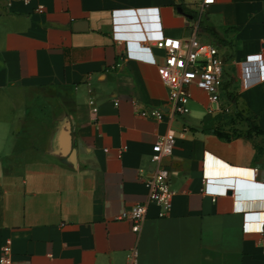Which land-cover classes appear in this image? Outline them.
Segmentation results:
<instances>
[{"label":"crops","instance_id":"0c3cea01","mask_svg":"<svg viewBox=\"0 0 264 264\" xmlns=\"http://www.w3.org/2000/svg\"><path fill=\"white\" fill-rule=\"evenodd\" d=\"M203 1L0 0V255L9 241L15 264H264V81L242 87L264 0ZM196 23L222 54V112L190 86L185 117H140L170 110L164 53L140 46L185 42ZM248 117L262 134L247 137ZM168 131L171 207L150 205L135 233L119 217L147 201Z\"/></svg>","mask_w":264,"mask_h":264},{"label":"built area","instance_id":"2783aa9c","mask_svg":"<svg viewBox=\"0 0 264 264\" xmlns=\"http://www.w3.org/2000/svg\"><path fill=\"white\" fill-rule=\"evenodd\" d=\"M214 0H204L203 7L212 4ZM9 5V4H8ZM38 13L42 9H37ZM200 13H203V8ZM199 23L194 25V35L183 42L178 39L164 38L149 41L142 44V49H150L151 46L164 53V61L157 67L158 75L167 90V101L170 106L168 113L157 109H146L137 105V114L145 119H151L158 123L166 116L171 119L185 117L189 113L191 96L188 92L190 86L207 93L209 102L214 105V113H221L220 93L222 85L223 58L217 46L200 42L197 32ZM120 42V41H119ZM124 57L128 59L125 51ZM117 63L115 68H119ZM264 81V54L257 53L246 57L243 63L242 87L247 89L253 77ZM89 105L93 113L97 108L93 100ZM175 146V134L168 131L164 136L159 137L151 149L150 164L151 175L144 181L148 190V198L145 203L137 204L122 213L119 220L131 224L132 231L138 233L145 220L147 209L150 205L156 204L165 211L171 207L174 192L171 189L170 173L164 168L163 161L172 156ZM264 247V235L262 238ZM11 243L8 241L1 248L0 264H15L12 259ZM126 264H135L132 258Z\"/></svg>","mask_w":264,"mask_h":264},{"label":"trees","instance_id":"16d2710c","mask_svg":"<svg viewBox=\"0 0 264 264\" xmlns=\"http://www.w3.org/2000/svg\"><path fill=\"white\" fill-rule=\"evenodd\" d=\"M178 8H181L182 13L185 14L187 17H190L194 19L195 14L193 11L189 10L186 6L184 5H178ZM248 123V131H247V137L251 138L253 134L259 135L262 134V132L259 130L257 126H255V121L252 117H248L246 119ZM213 134L216 135L217 137L224 139V140H229L230 135L228 133L220 132V131H213Z\"/></svg>","mask_w":264,"mask_h":264},{"label":"water","instance_id":"95a60500","mask_svg":"<svg viewBox=\"0 0 264 264\" xmlns=\"http://www.w3.org/2000/svg\"><path fill=\"white\" fill-rule=\"evenodd\" d=\"M179 12H182V10L181 9H179L178 10ZM79 28H82V30H86V25H85V23H79ZM72 155V154H71Z\"/></svg>","mask_w":264,"mask_h":264}]
</instances>
